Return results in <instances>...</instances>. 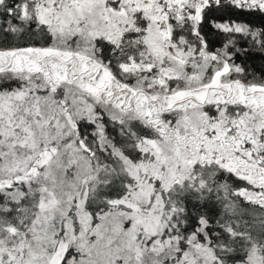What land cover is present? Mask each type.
<instances>
[{"label":"snow or ice","instance_id":"snow-or-ice-1","mask_svg":"<svg viewBox=\"0 0 264 264\" xmlns=\"http://www.w3.org/2000/svg\"><path fill=\"white\" fill-rule=\"evenodd\" d=\"M252 16L264 0H0V264H264Z\"/></svg>","mask_w":264,"mask_h":264},{"label":"trees","instance_id":"trees-1","mask_svg":"<svg viewBox=\"0 0 264 264\" xmlns=\"http://www.w3.org/2000/svg\"><path fill=\"white\" fill-rule=\"evenodd\" d=\"M252 24L256 26H260L261 24H264V17L261 16H252L248 18ZM250 63L254 64L256 67H259L262 63L261 59L257 57L255 60L250 61Z\"/></svg>","mask_w":264,"mask_h":264}]
</instances>
